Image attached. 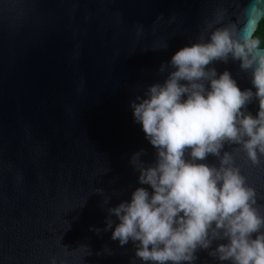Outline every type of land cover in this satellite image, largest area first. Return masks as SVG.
I'll return each mask as SVG.
<instances>
[{"label":"water","instance_id":"obj_1","mask_svg":"<svg viewBox=\"0 0 264 264\" xmlns=\"http://www.w3.org/2000/svg\"><path fill=\"white\" fill-rule=\"evenodd\" d=\"M245 9L264 0H0V264H132L103 230L141 186L133 153L155 160L130 101L213 13ZM214 67L252 87L238 62Z\"/></svg>","mask_w":264,"mask_h":264},{"label":"clouds","instance_id":"obj_2","mask_svg":"<svg viewBox=\"0 0 264 264\" xmlns=\"http://www.w3.org/2000/svg\"><path fill=\"white\" fill-rule=\"evenodd\" d=\"M262 18L264 9H245L235 22L226 10L213 13L197 39L161 62L163 79L130 101L155 160L133 153L141 186L107 208L103 230L121 247L132 243V264H194L201 250L221 264H264ZM230 61L251 88L214 67Z\"/></svg>","mask_w":264,"mask_h":264},{"label":"trees","instance_id":"obj_3","mask_svg":"<svg viewBox=\"0 0 264 264\" xmlns=\"http://www.w3.org/2000/svg\"><path fill=\"white\" fill-rule=\"evenodd\" d=\"M259 27L261 31H264V19L261 21Z\"/></svg>","mask_w":264,"mask_h":264}]
</instances>
